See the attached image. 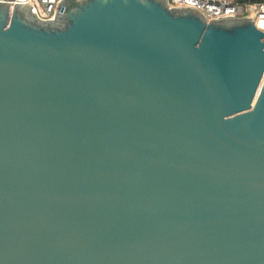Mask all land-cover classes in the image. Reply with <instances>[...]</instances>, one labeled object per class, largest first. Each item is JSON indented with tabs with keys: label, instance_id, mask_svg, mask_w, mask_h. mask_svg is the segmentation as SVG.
Masks as SVG:
<instances>
[{
	"label": "water",
	"instance_id": "obj_1",
	"mask_svg": "<svg viewBox=\"0 0 264 264\" xmlns=\"http://www.w3.org/2000/svg\"><path fill=\"white\" fill-rule=\"evenodd\" d=\"M0 0V264H264V32L167 0Z\"/></svg>",
	"mask_w": 264,
	"mask_h": 264
},
{
	"label": "built area",
	"instance_id": "obj_2",
	"mask_svg": "<svg viewBox=\"0 0 264 264\" xmlns=\"http://www.w3.org/2000/svg\"><path fill=\"white\" fill-rule=\"evenodd\" d=\"M18 0H13L16 4ZM171 8H192L200 11L208 21L226 17L250 19L264 32V1L240 0H167ZM63 0H26V6L42 22L56 20Z\"/></svg>",
	"mask_w": 264,
	"mask_h": 264
},
{
	"label": "trees",
	"instance_id": "obj_3",
	"mask_svg": "<svg viewBox=\"0 0 264 264\" xmlns=\"http://www.w3.org/2000/svg\"><path fill=\"white\" fill-rule=\"evenodd\" d=\"M240 1H244V2H255V1H264V0H240Z\"/></svg>",
	"mask_w": 264,
	"mask_h": 264
}]
</instances>
